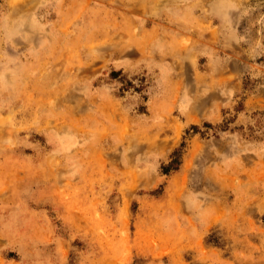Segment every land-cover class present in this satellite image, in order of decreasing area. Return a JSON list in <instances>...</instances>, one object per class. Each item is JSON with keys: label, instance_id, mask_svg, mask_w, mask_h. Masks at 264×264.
<instances>
[{"label": "rangeland", "instance_id": "1", "mask_svg": "<svg viewBox=\"0 0 264 264\" xmlns=\"http://www.w3.org/2000/svg\"><path fill=\"white\" fill-rule=\"evenodd\" d=\"M0 264H264V0H0Z\"/></svg>", "mask_w": 264, "mask_h": 264}]
</instances>
